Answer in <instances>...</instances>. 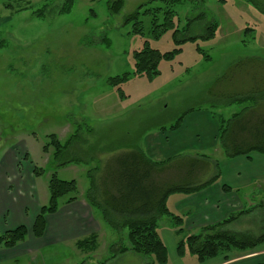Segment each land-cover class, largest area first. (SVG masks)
<instances>
[{
    "label": "rangeland",
    "instance_id": "1",
    "mask_svg": "<svg viewBox=\"0 0 264 264\" xmlns=\"http://www.w3.org/2000/svg\"><path fill=\"white\" fill-rule=\"evenodd\" d=\"M149 1L125 0L121 13L112 16L106 0H74L69 14L40 18L38 11L47 8L58 13L65 0H15L12 10L7 9L6 0H0V217L2 206L9 209L12 213L9 224L31 225L38 207L49 203V182L53 176L75 181L80 197L90 187L88 171L101 165L109 154L118 155L124 149L123 142L135 143L143 150L144 136L164 128L169 131L183 114H204L219 121L221 117L230 119L245 107L230 104L232 99L223 96L248 88L251 82L248 73L247 76L243 72L233 73L238 62L258 59L260 68L252 73L258 77L259 72H264V0H182L175 7L179 29L203 15V20L196 21L191 28L190 35L199 36L206 26L216 22L215 39L208 42L199 39L196 44L182 46L183 53L173 62H162L161 74L152 82L132 76L121 86L125 98L109 85L110 78L133 74L132 54L143 48L144 41L149 40L151 47L162 53L176 48L172 32L158 40L150 39L148 19L143 20L145 38L129 34L132 27L124 25V18ZM197 45L210 60L197 52ZM77 133L88 141L86 145H76L84 155L76 147L64 159L84 158L88 164L57 166L64 159L55 161L53 147L45 152L49 136L55 135L64 145ZM91 146L97 148L89 152ZM219 149L205 154L211 162L219 164L221 174L223 170L228 179L233 163ZM259 165H253L255 173L259 172ZM34 169L43 172L35 175ZM15 183L22 185L23 194L16 186L8 190ZM236 194L243 202L233 208L236 215L256 210L226 229L263 235L264 182ZM248 197L250 200L246 202ZM67 199L60 200V207ZM180 200L181 195L171 197V208L176 209ZM96 216L102 229L97 252H82L73 241L33 250L30 248L37 243L27 238L26 246L18 252L1 255L7 249L0 248V264L149 263L148 258L132 253L113 258L114 244L116 249L129 246L127 231L118 234L102 220L100 213ZM1 221L0 218L3 232ZM169 228L176 231L172 219L165 217L159 230L164 231L167 264L264 263V245L246 252L233 251L204 263L189 252L180 257L176 245L179 240L199 234L202 229L185 228V234L174 240L173 234L167 232Z\"/></svg>",
    "mask_w": 264,
    "mask_h": 264
},
{
    "label": "trees",
    "instance_id": "2",
    "mask_svg": "<svg viewBox=\"0 0 264 264\" xmlns=\"http://www.w3.org/2000/svg\"><path fill=\"white\" fill-rule=\"evenodd\" d=\"M13 1L15 0H6L7 9H13ZM106 1L112 16L119 15L125 5V0ZM181 2L182 0H151L138 6L132 14L124 18V25L132 27L129 33L132 36L146 37L144 19H148V34L152 40H158L172 32V40L176 48L171 52L162 53L153 49L149 40L144 41L143 48L132 54L133 74L127 73L108 80L109 85L117 89L121 98H125L121 86L132 76L145 77L152 82L161 74V63L173 62L183 53L182 46L187 43L196 44L199 39L203 42L215 39L218 31L216 22L206 26L199 36L190 35L191 28L196 21L203 20V15L190 20L185 27L179 29L175 22L177 19L175 7ZM73 4L74 0H65V4L58 13L45 8L38 11L37 16L44 18L46 15L69 14ZM196 50L206 61L210 60V57L198 45ZM258 64H261L258 59H245L234 65L233 73L243 72L242 75L245 74V76L248 73V77L251 76V82L248 88L244 86L245 88L237 90L231 96H223L224 99H232L230 104L245 106L230 119L221 117L218 121V146L228 159L250 157L256 154L264 156V72H257L258 77L252 73L260 68ZM192 112L193 110L190 113ZM188 114H183L169 131H177ZM161 131L167 130L164 128ZM49 140L44 150L47 152L53 147L56 162L64 159L65 155L76 147L79 148L78 153L84 155L83 150H80L81 147L76 145L88 143L80 133L73 135L64 145L55 135L49 136ZM121 147L124 149L118 155L109 154L101 165L88 171L90 187L85 195L86 201L100 213L102 220L116 233L127 231L129 246L122 245L116 249L117 246L114 244L113 258L132 253L148 258V264H167L168 251L159 233L160 221L165 217L172 219L176 236L184 235V221L182 217L170 212L168 199L177 194L186 196L196 194L214 185L221 178L220 166L211 162L207 155H180L169 160L154 161L135 143L123 142ZM96 148L91 146L89 152ZM103 149L106 148L103 147ZM88 157L90 155L86 158ZM83 159L77 157L64 159L57 166L88 164L89 161ZM42 172L41 169L33 170L35 175H40ZM223 190L226 193L232 191L226 186ZM49 195L48 205L41 208L31 228L32 235L37 239L44 236L46 217L57 213L61 199L68 197L67 204L78 201L77 183L62 181L53 176L49 182ZM255 210L238 215L234 213L221 223L203 228L199 234L180 239L177 243L178 255L183 257L186 252H189L200 263H204L233 251L246 252L263 246L264 234L254 236L248 233H234L226 229L242 216L255 213ZM28 234L29 230L26 226H19L4 233L0 232V248L7 250L16 248L26 241ZM97 240L98 236L94 234L79 241L76 246L82 252L92 253L97 248Z\"/></svg>",
    "mask_w": 264,
    "mask_h": 264
},
{
    "label": "crops",
    "instance_id": "3",
    "mask_svg": "<svg viewBox=\"0 0 264 264\" xmlns=\"http://www.w3.org/2000/svg\"><path fill=\"white\" fill-rule=\"evenodd\" d=\"M218 135L219 124L212 116L204 114L188 115L185 116L181 127L177 131L149 133L143 137L141 146L145 154L154 161L169 160L187 154L207 155L205 153L208 150H213V152L220 150ZM231 160L233 164L229 176L227 175L228 179H226L222 170L220 180L214 185L196 194L189 196L181 195L182 200L176 203V209H174V206L172 209L169 203L170 198L175 195L170 196L168 199L167 204L170 212L182 217L184 221V234L185 228L190 231L203 229L228 219L230 215L235 213L234 207L240 204L243 205V202H240L237 198L238 195L236 193L238 190L241 191L254 184L264 182V156L256 154L250 157H240ZM258 163L260 164L259 172L255 173L252 168L253 165L256 166ZM14 186L20 189V194H23L22 185L18 183L10 185L8 190H12ZM224 186L232 189V191L226 193L223 190ZM85 194L86 192L81 194L78 201L74 203L67 204L65 202L61 207L59 205V210L56 214L48 215L46 217V232L40 239L35 238L31 232L34 221L42 208L38 207L31 225L26 226L29 230L27 238L37 243L34 248L30 249L37 250L47 244H61L72 241L77 245L79 241L91 235L96 234L98 236L102 231L100 224L96 221L98 218L96 215L99 213L86 201ZM177 195L180 196V194ZM249 200L248 197L246 202ZM1 212L0 218L3 229H5L3 232L0 231L1 233L20 226L17 223L13 224V222L9 224V218L12 217L9 209L2 206ZM23 212L27 214L26 208L23 209ZM169 229L167 232L173 234L174 240H176L175 230L173 228ZM163 232L159 230L160 236L166 244ZM38 240L41 245L38 244ZM26 244L27 241L14 249L4 250L1 255L7 253V251L18 252ZM97 250L98 246L92 253L97 252Z\"/></svg>",
    "mask_w": 264,
    "mask_h": 264
}]
</instances>
